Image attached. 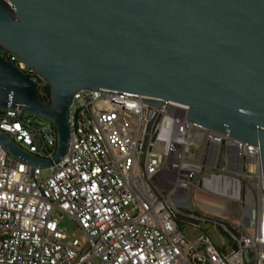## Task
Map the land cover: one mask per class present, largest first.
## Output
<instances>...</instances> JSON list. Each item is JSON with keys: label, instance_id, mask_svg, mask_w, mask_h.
Segmentation results:
<instances>
[{"label": "built area", "instance_id": "2783aa9c", "mask_svg": "<svg viewBox=\"0 0 264 264\" xmlns=\"http://www.w3.org/2000/svg\"><path fill=\"white\" fill-rule=\"evenodd\" d=\"M7 57L47 93L41 73ZM188 111L82 89L59 163L33 167L0 144V264H264L261 147L189 121ZM0 130L41 159L56 152L54 123L35 114L0 109ZM232 218L238 229L224 221ZM203 226L228 243L185 234Z\"/></svg>", "mask_w": 264, "mask_h": 264}, {"label": "water", "instance_id": "95a60500", "mask_svg": "<svg viewBox=\"0 0 264 264\" xmlns=\"http://www.w3.org/2000/svg\"><path fill=\"white\" fill-rule=\"evenodd\" d=\"M7 52L48 80L51 104ZM82 89L188 108L189 121L261 147L264 167V0H0V109L52 121L58 139L41 159L0 130L6 151L59 163Z\"/></svg>", "mask_w": 264, "mask_h": 264}, {"label": "rangeland", "instance_id": "374dc122", "mask_svg": "<svg viewBox=\"0 0 264 264\" xmlns=\"http://www.w3.org/2000/svg\"><path fill=\"white\" fill-rule=\"evenodd\" d=\"M49 174H50V171L45 170L43 175L48 176ZM224 221L228 225L238 229V223L235 221V219H233V218L232 219H225ZM62 226L66 229L67 233L70 236H80L81 235V232L76 229L75 223L73 221L67 219V218H65L62 221ZM184 231H185V234L191 240L196 239L201 234L207 233L211 237V239L214 241V243H216L219 246H223L224 243L225 244L228 243V240L225 237V235H223L219 230H214L211 226H203L197 232H194L193 230L188 229V228H186Z\"/></svg>", "mask_w": 264, "mask_h": 264}, {"label": "trees", "instance_id": "16d2710c", "mask_svg": "<svg viewBox=\"0 0 264 264\" xmlns=\"http://www.w3.org/2000/svg\"><path fill=\"white\" fill-rule=\"evenodd\" d=\"M39 97H40V99H41L43 102H45V103H47V104H51V102H52L51 88L49 87V88L47 89V93H46L45 95H42L41 92H40V93H39ZM181 226L183 227L184 225L182 224Z\"/></svg>", "mask_w": 264, "mask_h": 264}]
</instances>
